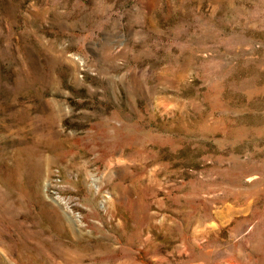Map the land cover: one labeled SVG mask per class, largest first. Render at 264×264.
Wrapping results in <instances>:
<instances>
[{"label":"rangeland","instance_id":"1","mask_svg":"<svg viewBox=\"0 0 264 264\" xmlns=\"http://www.w3.org/2000/svg\"><path fill=\"white\" fill-rule=\"evenodd\" d=\"M0 264H264V0H0Z\"/></svg>","mask_w":264,"mask_h":264},{"label":"built area","instance_id":"2","mask_svg":"<svg viewBox=\"0 0 264 264\" xmlns=\"http://www.w3.org/2000/svg\"><path fill=\"white\" fill-rule=\"evenodd\" d=\"M58 180L60 181V178H58Z\"/></svg>","mask_w":264,"mask_h":264}]
</instances>
